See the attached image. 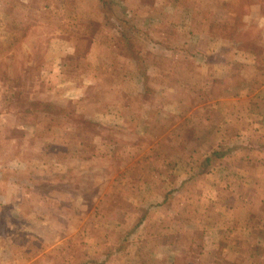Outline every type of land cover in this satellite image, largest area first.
<instances>
[{
  "label": "rangeland",
  "instance_id": "374dc122",
  "mask_svg": "<svg viewBox=\"0 0 264 264\" xmlns=\"http://www.w3.org/2000/svg\"><path fill=\"white\" fill-rule=\"evenodd\" d=\"M102 2L0 0V264L258 260L254 238L236 236L243 202L228 221L201 205L196 179L223 160L206 164L210 150L228 159L264 146V0ZM60 58L65 80L49 88L46 64ZM74 83L94 86L80 95ZM45 102L62 113L48 119ZM186 176L196 181L180 185ZM164 196L185 214L162 220ZM188 206L197 231L228 223L226 251L206 255L200 232L195 248L188 228L178 235ZM256 223L264 238V217ZM153 226L176 244L158 262Z\"/></svg>",
  "mask_w": 264,
  "mask_h": 264
},
{
  "label": "crops",
  "instance_id": "0c3cea01",
  "mask_svg": "<svg viewBox=\"0 0 264 264\" xmlns=\"http://www.w3.org/2000/svg\"><path fill=\"white\" fill-rule=\"evenodd\" d=\"M68 54L70 55L72 54V49H69ZM61 55L62 57H65L66 54L61 53ZM87 60L91 62V57H88ZM46 65L47 67L45 68L47 70L45 72V78H43L42 81H44L45 84L49 86V88L53 87V85L57 82L58 77L65 80L64 76L62 75L65 69V65H66L64 63V60L60 58L58 61H55V62L50 61ZM94 67H96V65H93L92 69ZM59 83L60 81L58 82V84ZM64 85L66 84L64 83ZM74 85H75V89L79 90L80 88V91L77 92V93H80V95L82 92L83 94L85 93V89L94 86V84L86 85L83 83L82 85H78V83H74ZM249 149L250 150L247 149V145L243 146L242 148L239 147L235 151H232L233 153L232 155L228 157V159L226 157L224 158L223 156L221 158L223 159L221 162L219 163L213 162L212 166H210L209 170H207V172L204 175H202V173L198 175L199 176L198 179L192 178L190 176H186V177H183L184 180H180V182L186 181V179H188V181L191 183L195 179L196 180L200 179V183H198V185L199 187H202V189H201V192L198 194V199L201 201V205L206 204L207 207L210 205V211H214V212L217 211L216 213H223L224 214L223 217H228L229 219L228 221H231L232 219L231 216L234 213L231 210V207H233V204L238 201L243 202L242 209L245 212L242 211L241 213V209L239 210V213L242 215H240L241 223L236 226L237 228L236 230L238 231L236 236L240 243H242L243 241H246L245 243H248V244L251 241L255 242V239L257 238L256 242L255 243L253 242L254 247L260 249L263 255L258 260H256V257L254 258V256H245V255L243 256L242 255L243 256L242 258H245L244 260L246 261L245 263L264 264V238L262 237L259 238L257 236V234H259V232L263 230L258 229L259 227H261V225L254 223L251 220V219H254L255 216L257 217L258 220L264 217V212L260 210L261 207L264 205V146L259 147L258 149L254 151H252L251 148ZM215 151H218V149L214 151L210 150L209 154H207L205 158L211 157L212 153ZM213 158L214 157L211 158L210 162H212ZM230 160L235 161L232 167L230 166L231 164L228 165ZM220 174L222 177L218 178L217 176ZM177 181L179 180H176V182ZM182 182L180 183V185L182 184ZM250 189H252V194H253L251 199L247 198L248 197L247 195ZM229 190L232 192H228ZM178 191L179 192L183 191L182 187L178 188V190H176L174 194L179 193ZM165 199L166 197L164 196L162 200L159 202V204L157 205L158 206L157 208L161 210L162 220H164V218L170 214L169 213L170 211L166 210ZM246 200H248L247 204H245ZM187 212H188L187 216H185L186 220H184L180 224V226H178V232H179L178 235L181 236L182 232L188 228L189 231L188 232L185 231V232H186L187 237L190 236V239H189L190 242H188L190 244V245L188 244L189 246L192 245V247L194 248L196 247L195 242H193L194 238L191 236V234L194 236V233L200 232V234L204 238L202 247L204 248L206 255L211 254L213 251L220 250L222 248V244L224 245L223 249L225 251L230 247V245L228 244H227L228 246H226V243H224L223 241L224 240L223 233L225 229H227L228 223H225V225H223V223L220 222L218 224L216 223V225L212 227L204 225L200 230L197 231V229L193 228L192 226V220L194 216H193V211H191V208H189V206L187 208ZM174 213L175 214L173 215L170 214L172 219H176L178 218V216L185 214V212L184 214L183 212L180 213V209L175 210ZM216 216L219 217V214H216ZM220 217L223 218L222 215H220ZM243 220H244V223H242ZM141 222L142 223L140 224L138 231H137L139 234L143 232L145 226L148 227V223H149L147 222V219L145 220V218ZM155 228H156L155 230L159 231V233L158 234L155 233L154 235L150 236L148 239L152 240V243H153L152 246H153V252H154V255L152 256L154 257V260L158 262L159 259L164 258L163 253L164 255L166 253H170L169 251L166 252L165 250L173 249L171 251L173 253V251L175 250L176 244H170V243L166 244L165 243L164 236H166L165 233L168 231L167 227L156 226ZM169 230L171 232H168V233L170 234L174 233L172 232L171 229ZM234 230L235 229H233V231ZM250 237L251 238L253 237L254 240L249 241L251 239ZM189 240L187 239V241ZM139 242H140V245L143 243L141 240H139ZM139 242L136 241L135 246L139 245ZM240 243L237 244L238 247L245 249V247H243ZM132 244L133 243L131 242V246ZM185 244H187V242ZM178 245L179 244H177V246ZM242 249L241 251H243ZM133 261L134 259L129 260V264H134ZM225 262L229 264H233V262H230V261H225ZM102 263L110 264L106 262H101V264Z\"/></svg>",
  "mask_w": 264,
  "mask_h": 264
},
{
  "label": "trees",
  "instance_id": "16d2710c",
  "mask_svg": "<svg viewBox=\"0 0 264 264\" xmlns=\"http://www.w3.org/2000/svg\"><path fill=\"white\" fill-rule=\"evenodd\" d=\"M101 1V3L104 5V2H102V0H100ZM105 6V5H104ZM121 37L123 36V35H120ZM65 67H66V65H65ZM35 104V103H34ZM33 104V105H34ZM32 104H30V105H26V104H23L22 105V107H23V113H25V114H34L35 115V109L36 108H38V106H40V103H36L35 104V109L33 108L32 110L31 109H28L27 107H25V106H33ZM44 109H45V111H41L40 113H43V114H45V117H47L48 116V119L49 118H51L52 116L51 115H58V113L59 112H61L62 113V107L61 106H58V105H56L54 102H52V103H50V102H45V104H44ZM48 112V113H47ZM38 114V113H37ZM212 157H216V158H222L223 157V154H221L219 151H215V152H213L212 153V156L211 157H206L205 159H204V162L206 163V164H209V162H210V160H211V158ZM252 220V219H251ZM250 220V221H251ZM256 220H258L257 219V217L255 216L254 217V223H256ZM143 221V220H142Z\"/></svg>",
  "mask_w": 264,
  "mask_h": 264
}]
</instances>
